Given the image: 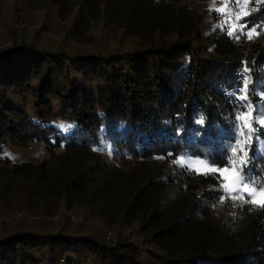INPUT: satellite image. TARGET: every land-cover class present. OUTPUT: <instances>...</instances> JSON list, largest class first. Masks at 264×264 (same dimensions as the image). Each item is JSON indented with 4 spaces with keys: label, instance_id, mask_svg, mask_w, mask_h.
<instances>
[{
    "label": "trees",
    "instance_id": "1",
    "mask_svg": "<svg viewBox=\"0 0 264 264\" xmlns=\"http://www.w3.org/2000/svg\"><path fill=\"white\" fill-rule=\"evenodd\" d=\"M44 1L55 21L70 20L67 37L80 48L25 39L0 47V212L53 218L60 206L79 207L110 228L138 224L162 253H153L158 264H264V206L235 204L215 174L173 163L188 155L222 165L239 138L248 176L264 180V126L254 119L264 116V43L237 29L208 35L197 6L213 0ZM238 4L244 29L264 38V0ZM101 23L128 48L91 47ZM204 41L209 57L196 46ZM242 68L247 101L226 95L241 87ZM249 103L238 137L236 110ZM37 145L41 161L11 153ZM61 224L1 232L0 264H143L122 235L112 242Z\"/></svg>",
    "mask_w": 264,
    "mask_h": 264
},
{
    "label": "rangeland",
    "instance_id": "2",
    "mask_svg": "<svg viewBox=\"0 0 264 264\" xmlns=\"http://www.w3.org/2000/svg\"><path fill=\"white\" fill-rule=\"evenodd\" d=\"M0 1V47H7L11 45V42L14 39H25L30 42L36 41L40 46H50L56 50H76L80 48L71 39H69V37H67V32H69V30L71 29L70 24H68L70 20H65V22L62 23L55 21L57 11L52 6H46L44 0ZM227 3L228 0H213L207 3L204 7L197 6V9L200 12H204L205 10L207 11L205 20L207 23L206 32L208 35L211 34V32H213L216 28H220L218 25L223 22V18H228V27H232V25L235 24L237 26V31L240 25H242L239 20H236V15L239 14L233 12V9L235 8H226L225 12L223 13H218L217 11H215V9L217 8L225 7ZM237 8L239 9V7ZM212 14H215V17H213ZM7 22L9 25L7 24ZM45 24L46 27H44ZM13 31L15 32L11 33ZM244 32L246 33L248 32V30L244 29ZM90 35L91 37H94V39L91 40L93 42L91 47L93 48L102 47V49L107 50L113 48L116 49L118 48L117 46L128 48L129 45L128 42L119 43L120 37L113 40L112 35L109 36V31L106 30V27L102 23L93 26L91 28ZM103 37H107L110 39H107V41L102 40ZM55 38H57V40ZM249 43L250 45L262 44L264 43V38L260 34L254 32L252 34V38L249 39ZM196 46H204L208 48V51L204 52L205 56L209 57L213 53V48H211V46L209 45V41L197 43ZM247 121L249 122V118H247ZM11 153L13 157L15 156V159L17 161L27 159L41 161L45 157V152L42 145H37L36 147L30 146L26 150L14 148L11 150ZM184 157L185 159H187L190 156L186 155ZM199 166L201 167V169L206 171L207 160H205L203 163H199ZM189 170L195 171L192 169ZM195 172L198 173L197 171ZM235 177L236 173L231 172L230 179L228 181V186L230 188L235 186ZM226 196L228 197L227 194ZM262 198L264 197L257 195L256 201H260ZM232 200L235 202V204H240L243 202V200L239 198ZM60 207L63 208H60V210H58V214L53 218L34 216L30 213L22 211L19 213H12L8 215L0 212V233L4 231H14L20 227H25L26 229L30 226L32 227L33 225L43 224L44 226V222L62 223L61 225H64L65 223L69 222V220H72V224H74V226H80L81 229L87 231L95 238L101 239L106 237L108 231L115 233V236L117 238L122 235L123 238L126 239V241L133 243L137 247L138 258L143 264H158L156 262L157 259L154 257L153 253H162L158 251V248L156 246L150 244L144 239V236L143 234H141L138 224L125 226L122 229L110 228L106 226L101 220H96L90 217L89 211L87 209L78 207L69 211L64 208V206ZM13 208L14 210H16L15 207ZM135 236L140 238V244H137L133 241V238Z\"/></svg>",
    "mask_w": 264,
    "mask_h": 264
},
{
    "label": "snow or ice",
    "instance_id": "3",
    "mask_svg": "<svg viewBox=\"0 0 264 264\" xmlns=\"http://www.w3.org/2000/svg\"><path fill=\"white\" fill-rule=\"evenodd\" d=\"M238 0H228V3L225 7L217 8L215 11L218 13L225 12L226 8H236L238 7ZM241 17L239 15H236V20H240ZM221 30H224L227 28L226 34L229 36H232L235 34V30L237 29V26L235 24L232 25L231 28H228V19L223 18V22L218 25ZM247 27V25H240L238 31L242 34L246 35L248 39L252 38V34L256 32V28L252 27L249 29L248 32H244V28ZM240 36L236 35V39H239ZM249 71L247 68H242L240 71V84L241 87H238L234 89L232 92H227L226 95L228 96H234L236 99L241 101H247L249 98L250 93L247 91V83L250 79L248 76L245 75V73ZM238 93H242L241 95H237ZM243 111H241L240 108H237L236 110V124L234 125V128L238 134V137H244L245 132L244 128L248 127V121L246 119L247 114H251L253 112L252 105L246 104L243 105ZM256 123L260 124L261 126H264V116L260 117H254ZM196 123L199 125L204 124V117L201 115L199 119L196 120ZM62 129L65 128L64 125L60 126ZM68 128L71 127V125L67 126ZM253 129L248 128V136H251ZM239 149V152H238ZM168 155H172L169 153ZM206 158H200V157H188L185 159V157H176L173 159V163H176L180 165L181 167H185L188 169H192L197 171L200 174L208 175L210 173L215 174V180L217 181V187L223 192L228 195L230 199H241L244 200L246 203L252 204V203H259L261 206H264V198H262L260 201H256V196L259 195L261 197H264V180L258 178V177H249L248 176V166L251 163V157H249L248 152L245 150V140L237 138L234 142V145L231 148V153L227 160L222 165H217L211 160H207V170L204 171L199 166V163H203ZM239 161V163H237ZM199 162V163H197ZM235 172V186L229 187L228 181L230 179V173ZM221 200L224 199V196L221 195Z\"/></svg>",
    "mask_w": 264,
    "mask_h": 264
},
{
    "label": "built area",
    "instance_id": "4",
    "mask_svg": "<svg viewBox=\"0 0 264 264\" xmlns=\"http://www.w3.org/2000/svg\"><path fill=\"white\" fill-rule=\"evenodd\" d=\"M55 39L57 40V38H55ZM107 239H108L109 241L115 242V241L117 240V237L115 236V233L108 231V232H107ZM133 241H134L135 243H137V244H140V243H141L140 238L137 237V236H135V237L133 238Z\"/></svg>",
    "mask_w": 264,
    "mask_h": 264
}]
</instances>
